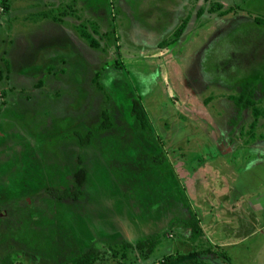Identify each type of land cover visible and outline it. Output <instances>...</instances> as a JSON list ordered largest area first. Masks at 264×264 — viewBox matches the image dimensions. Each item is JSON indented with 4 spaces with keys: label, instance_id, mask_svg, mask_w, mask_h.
<instances>
[{
    "label": "rangeland",
    "instance_id": "obj_1",
    "mask_svg": "<svg viewBox=\"0 0 264 264\" xmlns=\"http://www.w3.org/2000/svg\"><path fill=\"white\" fill-rule=\"evenodd\" d=\"M183 18L178 40L157 53ZM250 78L254 125L251 107L234 101ZM135 96L150 130L130 114ZM103 109L111 126L82 145ZM78 166L81 195H50ZM191 216L203 229L195 241ZM154 233L152 252L134 246ZM91 246L94 264L192 249L211 264H225L217 249L233 264H264V0L0 3V257L73 264Z\"/></svg>",
    "mask_w": 264,
    "mask_h": 264
},
{
    "label": "trees",
    "instance_id": "obj_2",
    "mask_svg": "<svg viewBox=\"0 0 264 264\" xmlns=\"http://www.w3.org/2000/svg\"><path fill=\"white\" fill-rule=\"evenodd\" d=\"M0 3L4 7V9H7L8 0H0ZM212 4H213V6H211L212 10L222 9L221 2L215 1L212 2ZM226 10L227 9H222L220 12H224ZM201 11L202 10L199 9L198 13H201ZM63 12L67 13L66 10H64ZM186 24H187V18H183L181 22L174 28V30L172 31L169 37L161 39L157 43L156 47L154 48L155 51L157 50V53H161V54L163 52H167L166 51L167 45L175 43L178 40L181 33L184 31ZM76 28L79 34L88 42L89 45H91L94 48L101 47L99 39L94 36V34L87 28V26L84 23L80 22L79 24H77ZM93 30L94 32L97 31V27L93 26ZM110 62H112L113 65H117L116 57H112V60H110ZM254 92H255V80L251 78L246 79L242 81L241 89L234 99L236 104H238L241 108L249 107V106L251 107L252 112L255 116L253 118L252 125L255 124L256 117L260 116L261 113V110H259V108L256 107V105H254L255 104ZM130 114L138 120L142 129L150 130L149 118L147 116L145 107L138 96L131 98ZM101 117H102L101 120L97 124H95L91 129H88L84 134H80L79 141L82 145L90 142L91 137L100 128H106L111 126V118L106 109L102 110ZM162 160H163L162 157L156 159L157 162H161ZM86 175L87 172L85 168L83 166H78L73 174L72 185H68L64 187L48 186L47 187L48 192L56 198L71 197L76 199L82 193L81 185L85 181ZM185 224L186 226L190 227L191 232L189 237L192 241H195L198 237H200L203 234L202 226L200 225V222L197 218L191 216L185 221ZM159 241L160 238L158 234L154 233L145 238L138 239L134 243V246L146 250V253H150L152 252L155 245L159 243ZM126 245L132 246V243L127 241L125 243V246ZM97 252L98 250L95 248V246H91L88 249H86L83 253L72 258L71 262L73 264H94L95 260L97 259ZM215 254H216L215 256L223 260L225 264H233L230 256L224 250L217 249ZM17 255L18 252L16 251H12L5 254L4 256L0 257V264H19L16 262ZM210 262L211 259L207 257L203 251L192 249L189 250L187 253H181V252L166 253L160 256L158 260L149 264H211Z\"/></svg>",
    "mask_w": 264,
    "mask_h": 264
},
{
    "label": "flooded vegetation",
    "instance_id": "obj_3",
    "mask_svg": "<svg viewBox=\"0 0 264 264\" xmlns=\"http://www.w3.org/2000/svg\"><path fill=\"white\" fill-rule=\"evenodd\" d=\"M50 194V193H49ZM51 195V194H50Z\"/></svg>",
    "mask_w": 264,
    "mask_h": 264
}]
</instances>
